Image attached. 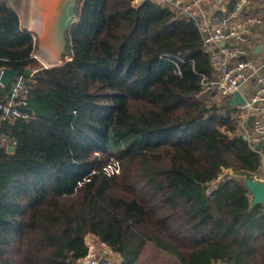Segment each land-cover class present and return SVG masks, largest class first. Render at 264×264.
I'll list each match as a JSON object with an SVG mask.
<instances>
[{"label":"trees","instance_id":"trees-1","mask_svg":"<svg viewBox=\"0 0 264 264\" xmlns=\"http://www.w3.org/2000/svg\"><path fill=\"white\" fill-rule=\"evenodd\" d=\"M133 1L77 0L68 58L44 67L0 0V69L29 91L26 118H0L17 141L0 146V264H83L88 234L120 264L148 244L176 264H264V202L244 181L261 158L236 107L202 93L216 70L201 31Z\"/></svg>","mask_w":264,"mask_h":264},{"label":"built area","instance_id":"built-area-1","mask_svg":"<svg viewBox=\"0 0 264 264\" xmlns=\"http://www.w3.org/2000/svg\"><path fill=\"white\" fill-rule=\"evenodd\" d=\"M154 1L168 7L176 16L195 20L201 31L203 47L216 70V78L203 83L202 93L219 105L230 104L235 90L244 96V103L234 106V113L239 129L259 153L264 171V63L253 53L254 44L249 37L252 29L264 28V14L255 9L256 0H232L231 8L226 0ZM7 87L6 97L0 99V118H26L29 91L23 76L17 74ZM16 143L11 135L0 132V146H15ZM112 164L110 171L117 170L115 162ZM86 264L113 263L99 254L89 257Z\"/></svg>","mask_w":264,"mask_h":264},{"label":"water","instance_id":"water-1","mask_svg":"<svg viewBox=\"0 0 264 264\" xmlns=\"http://www.w3.org/2000/svg\"><path fill=\"white\" fill-rule=\"evenodd\" d=\"M77 0H44L46 7L45 17L43 18L42 32L34 30L38 43H45L49 47H54L58 57L65 53L66 32L74 23L75 8ZM55 63L54 65H58ZM28 70L24 73L28 74ZM18 74L14 69L4 68L0 74V84L7 86ZM244 96L237 90L232 92L229 101L231 106H238L244 103ZM8 153H14L16 147L7 145L5 147ZM233 175V172H230ZM245 184L252 195L251 205L264 202V180L255 178H244Z\"/></svg>","mask_w":264,"mask_h":264},{"label":"rangeland","instance_id":"rangeland-1","mask_svg":"<svg viewBox=\"0 0 264 264\" xmlns=\"http://www.w3.org/2000/svg\"><path fill=\"white\" fill-rule=\"evenodd\" d=\"M141 1L142 0H134L132 3L133 5L136 6V5H139ZM11 4H13L15 10L17 11L21 27L32 34V37L36 42V47L33 51V55L37 58V60L42 66L51 67V66H54L55 63L58 62L60 64L62 63L64 59L68 58V55L66 54L67 47L65 46V53H62L60 58L59 57L57 58L54 56V59H52V61L50 62H48L47 59H45L46 58L44 57L45 51L43 50L44 49L49 50V49L40 47V43H38V40L35 38L36 37L34 33L35 28L34 29L31 28L33 19L36 20L37 18V16L34 15L37 12H35V9L34 10L32 9V6L34 5L35 7L36 5V0H11ZM43 14H44V11L42 10L40 12V15H41L40 22L42 23H43V18H44ZM74 20H76V18H74ZM42 29L43 27L41 26L39 30L38 29L37 30L38 32H42ZM237 121H238V118H237ZM237 126L239 130V125L237 124ZM231 171L232 170L230 169H224L222 173L218 176V178L212 184H210L209 189L214 188L219 181L229 176L231 174L230 173ZM85 242L88 246V255L82 259L83 264H86V262L89 260V257H92L94 255H99V254H103V256L113 264L121 263V258H118L116 254H113L104 243L99 242L97 239H95L93 235L91 234L86 235ZM135 264H176V263L169 256L165 255L160 250L148 244L142 250Z\"/></svg>","mask_w":264,"mask_h":264},{"label":"crops","instance_id":"crops-1","mask_svg":"<svg viewBox=\"0 0 264 264\" xmlns=\"http://www.w3.org/2000/svg\"><path fill=\"white\" fill-rule=\"evenodd\" d=\"M211 1H213V0H211ZM226 1H231V0H226ZM254 7L257 11L264 14V0H256L254 3ZM32 9L33 10L35 9V12L39 13L36 20L41 21L40 12L44 9L42 7L41 0H36V5H35V7L33 5ZM33 22H35V24L32 23L31 25L35 26L36 21L34 19H33ZM32 29H34V28H32ZM34 30L38 31L37 29H34ZM249 37H250V39H252L253 44H254L253 53L258 58V61H260L261 63H264V28L256 27V28L252 29V31L249 34ZM261 172H262L261 175H257V177H259L258 179L264 180V171H261ZM81 262H82V260H81Z\"/></svg>","mask_w":264,"mask_h":264},{"label":"bare ground","instance_id":"bare-ground-1","mask_svg":"<svg viewBox=\"0 0 264 264\" xmlns=\"http://www.w3.org/2000/svg\"><path fill=\"white\" fill-rule=\"evenodd\" d=\"M41 4H42V7L44 8L43 9V11H44V17H45V13H46V7H44V0H41ZM34 15H36V16H38L39 15V13H35ZM32 23H34L35 24V22H32ZM43 23L41 22L40 23V21H38L37 23H36V25L35 26H32V28H35V29H38L39 30V28L42 26L43 27V25H42ZM40 26V27H39ZM40 47H42V48H48L49 50H46V49H44L43 51H45L44 53H45V55L47 54V55H49V54H51L52 52H53V54H54V56L55 57H57L58 58V54H57V52H54L55 51V46L53 47H49V45H46L45 43H42V44H40ZM48 62H50V60H47Z\"/></svg>","mask_w":264,"mask_h":264},{"label":"flooded vegetation","instance_id":"flooded-vegetation-1","mask_svg":"<svg viewBox=\"0 0 264 264\" xmlns=\"http://www.w3.org/2000/svg\"><path fill=\"white\" fill-rule=\"evenodd\" d=\"M36 21V23L39 21H37V20H35ZM44 57H46L45 59H47V60H50V61H52V59H54V54H53V52L51 53V54H49V55H44Z\"/></svg>","mask_w":264,"mask_h":264}]
</instances>
